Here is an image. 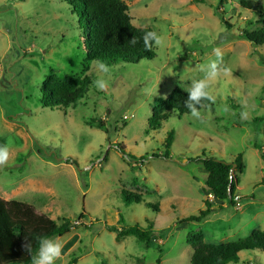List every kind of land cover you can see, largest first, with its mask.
Wrapping results in <instances>:
<instances>
[{
  "label": "rangeland",
  "instance_id": "1",
  "mask_svg": "<svg viewBox=\"0 0 264 264\" xmlns=\"http://www.w3.org/2000/svg\"><path fill=\"white\" fill-rule=\"evenodd\" d=\"M252 1L256 7L248 10L238 0H124L133 25L153 29L165 46L154 45L151 60L108 64L110 73L100 74L108 87L101 91L93 86L94 61L85 60L83 24L64 1L0 0V146L10 151L0 167V198L27 203L57 223L63 217L76 222L53 237L62 242L55 264H70L80 251L72 264H190L189 232L224 243L264 230V44L240 35L260 28L264 0ZM217 47L229 72L211 89L216 102L199 110L200 120L171 111L150 130L157 99L175 87L186 91ZM51 71L88 77L73 105H42L41 85ZM92 118L104 120V128L87 125ZM170 131L171 158L153 156L165 152ZM238 153L240 200L232 205L205 188L206 171L196 157L230 163ZM122 189L143 200L125 203ZM206 201L205 219L178 222ZM150 222L149 245L132 235L117 240L106 228ZM239 256L237 264H264L262 251Z\"/></svg>",
  "mask_w": 264,
  "mask_h": 264
},
{
  "label": "trees",
  "instance_id": "2",
  "mask_svg": "<svg viewBox=\"0 0 264 264\" xmlns=\"http://www.w3.org/2000/svg\"><path fill=\"white\" fill-rule=\"evenodd\" d=\"M72 12L78 16L79 24H83L85 31L84 52L85 60L92 62L97 59L103 60L107 64L118 62L137 63L143 59L151 60L156 57L154 45L151 50L145 49L143 35L148 31H154L149 27H137L131 22L128 6L124 0H62ZM203 2V0H193ZM221 3L227 0H219ZM240 6L245 9H255L256 4L252 0H238ZM260 28L249 31L244 29L240 35L254 45L264 44V9L258 8ZM82 21V22H81ZM226 24L230 26L227 22ZM132 37L138 39V43L133 45L129 42ZM88 77L83 78L68 75L59 76L51 71L48 73L41 85V103L45 107H68L73 105L80 94L81 87L87 84ZM187 92L178 87L166 96L157 99L152 107L151 115L148 119V128L157 130L162 126L171 111L180 115L190 113L184 106ZM212 102L202 100L199 110L203 106H209ZM91 127L104 128L105 122L99 118H92L86 121ZM173 132L170 131L164 141L165 152L159 155L165 159H170L169 148L173 140ZM118 150L128 158H133L125 152L121 145H117ZM142 158V157H141ZM201 161L206 171L205 188L213 195L214 199H227L232 205L235 204L233 198L237 196L235 191L239 186V174L242 171V153H238L232 162L226 163L213 157H196ZM74 163L71 158H66L65 162ZM234 168L232 169V165ZM121 197L125 203H139L143 200L141 194L129 192L122 189ZM239 196V195H238ZM211 212V208L206 201L205 208L179 218L178 222H200ZM83 217L81 213L79 219ZM76 222L68 218H61L57 223L52 218L37 212L31 205L17 201L4 200L0 198V264H32L31 256L26 251L24 245L28 240L32 242V255L38 248L40 237H58L70 232ZM107 230L116 233V239L132 235L138 240L149 245L152 242L154 224L148 223L146 226L134 224L131 226L117 228L114 225H107ZM186 243L190 245L192 252L190 264H237L240 261L239 253L244 250H256L264 252V230L253 229L246 237L238 238L224 243L207 242L204 233L199 230L189 232L186 235ZM80 251V250H79ZM82 255L73 253L69 260L72 264ZM159 261V260H158Z\"/></svg>",
  "mask_w": 264,
  "mask_h": 264
},
{
  "label": "clouds",
  "instance_id": "3",
  "mask_svg": "<svg viewBox=\"0 0 264 264\" xmlns=\"http://www.w3.org/2000/svg\"><path fill=\"white\" fill-rule=\"evenodd\" d=\"M143 44L145 49L151 50L153 45L157 47H164V38L155 31L146 32L143 37ZM129 42L133 45L139 41L136 37H132ZM213 54L215 59H209V61L202 65L200 71L203 75L192 81L191 86L186 90L187 98L184 101V106L189 109L192 117L200 120L202 117L199 111V106L202 100H208L212 103L216 102L217 97L211 91L214 83L220 77L221 73L228 74L229 69L222 67V52L220 48H214ZM95 68L98 73L97 78L93 80V86L98 90H106L108 87V81L104 78V75L109 74L110 66L103 60L97 59L95 62ZM223 111L229 112L230 109L225 105ZM245 116L244 113L241 114ZM10 158V151L8 145L0 146V167L6 166ZM26 251L31 256L32 264H55V261L61 256L62 242L53 237L43 236L38 240V248L34 255H32V242L28 240L24 245Z\"/></svg>",
  "mask_w": 264,
  "mask_h": 264
},
{
  "label": "built area",
  "instance_id": "4",
  "mask_svg": "<svg viewBox=\"0 0 264 264\" xmlns=\"http://www.w3.org/2000/svg\"><path fill=\"white\" fill-rule=\"evenodd\" d=\"M240 200V198H239V196L237 195L236 197H235V203L236 204H238V201Z\"/></svg>",
  "mask_w": 264,
  "mask_h": 264
},
{
  "label": "water",
  "instance_id": "5",
  "mask_svg": "<svg viewBox=\"0 0 264 264\" xmlns=\"http://www.w3.org/2000/svg\"><path fill=\"white\" fill-rule=\"evenodd\" d=\"M234 168V164L232 165V169Z\"/></svg>",
  "mask_w": 264,
  "mask_h": 264
}]
</instances>
